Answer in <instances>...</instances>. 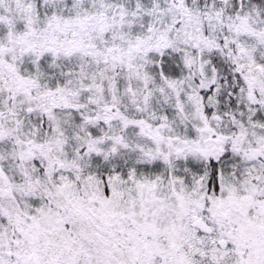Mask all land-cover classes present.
I'll list each match as a JSON object with an SVG mask.
<instances>
[{
    "label": "snow or ice",
    "instance_id": "6c2138e0",
    "mask_svg": "<svg viewBox=\"0 0 264 264\" xmlns=\"http://www.w3.org/2000/svg\"><path fill=\"white\" fill-rule=\"evenodd\" d=\"M0 264H264V0H0Z\"/></svg>",
    "mask_w": 264,
    "mask_h": 264
}]
</instances>
